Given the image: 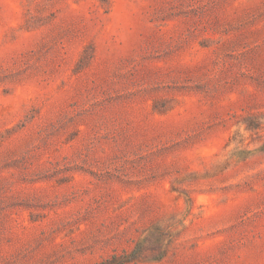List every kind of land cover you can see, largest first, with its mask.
I'll return each mask as SVG.
<instances>
[{"label": "rangeland", "instance_id": "rangeland-1", "mask_svg": "<svg viewBox=\"0 0 264 264\" xmlns=\"http://www.w3.org/2000/svg\"><path fill=\"white\" fill-rule=\"evenodd\" d=\"M136 246L264 264V0H0V264Z\"/></svg>", "mask_w": 264, "mask_h": 264}, {"label": "trees", "instance_id": "trees-1", "mask_svg": "<svg viewBox=\"0 0 264 264\" xmlns=\"http://www.w3.org/2000/svg\"><path fill=\"white\" fill-rule=\"evenodd\" d=\"M137 249H138V246H136V247L134 248V250H133L129 255L124 256L122 261H121L122 258H118V259H117L116 257H113V258H112V261H114V264H124V263H126V262H129L130 259H131V260L134 259V255L136 254ZM106 263H107V262H106ZM101 264H105V262H104V263H101Z\"/></svg>", "mask_w": 264, "mask_h": 264}]
</instances>
